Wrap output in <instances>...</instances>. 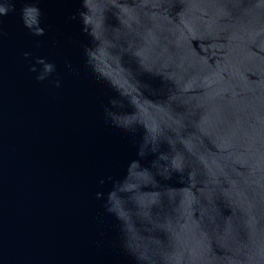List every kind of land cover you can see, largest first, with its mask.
<instances>
[{"label":"water","instance_id":"obj_1","mask_svg":"<svg viewBox=\"0 0 264 264\" xmlns=\"http://www.w3.org/2000/svg\"><path fill=\"white\" fill-rule=\"evenodd\" d=\"M0 9V264H264V0Z\"/></svg>","mask_w":264,"mask_h":264},{"label":"clouds","instance_id":"obj_2","mask_svg":"<svg viewBox=\"0 0 264 264\" xmlns=\"http://www.w3.org/2000/svg\"><path fill=\"white\" fill-rule=\"evenodd\" d=\"M0 11H2V9H0Z\"/></svg>","mask_w":264,"mask_h":264}]
</instances>
